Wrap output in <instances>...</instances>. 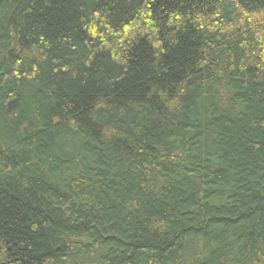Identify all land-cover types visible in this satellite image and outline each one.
Returning a JSON list of instances; mask_svg holds the SVG:
<instances>
[{"label": "trees", "instance_id": "obj_1", "mask_svg": "<svg viewBox=\"0 0 264 264\" xmlns=\"http://www.w3.org/2000/svg\"><path fill=\"white\" fill-rule=\"evenodd\" d=\"M0 264H264V0H0Z\"/></svg>", "mask_w": 264, "mask_h": 264}]
</instances>
